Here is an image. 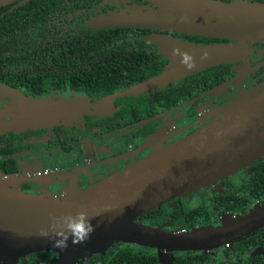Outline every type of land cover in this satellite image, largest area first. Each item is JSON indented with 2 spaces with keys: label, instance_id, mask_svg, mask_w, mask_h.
Here are the masks:
<instances>
[{
  "label": "flooded vegetation",
  "instance_id": "flooded-vegetation-1",
  "mask_svg": "<svg viewBox=\"0 0 264 264\" xmlns=\"http://www.w3.org/2000/svg\"><path fill=\"white\" fill-rule=\"evenodd\" d=\"M30 1L17 0L0 7V22L6 23L0 26V86L14 91L9 95H0V114L8 113L9 109L5 103L19 96L54 106L100 105V107L97 110H85L82 112L83 117L68 123L60 120L52 126L26 128L18 132L13 130L0 132V148L11 149L9 151L11 153L0 152V162L4 161L5 167L9 165L6 171L13 173L3 172L1 168L0 172L13 176L7 178L10 182L14 181L15 177L20 178L17 185L28 192L60 195L71 188H86L98 184L129 164L151 154L158 147L167 146L222 115L220 109L245 90L258 93L257 89L264 85V41H255L247 43L249 51L243 59L221 64L223 72L227 73L226 67L230 68L229 77L222 82L218 80L217 73L196 77L194 97L188 100L165 106L169 99H162L156 94L162 88L126 94L125 92L133 87V83H128L133 71L138 70L143 64L142 56L150 55L151 60L163 62L164 67L167 66L169 59L163 55L160 46L153 42L148 41L146 44L134 42V38L131 42L127 35L136 32V28L141 30L139 29L141 26L95 27L90 21L112 12H130L135 5L143 4L142 7L145 9L149 7L156 9V4L149 0H80V3L76 0L74 8V0L71 2L63 0L66 4L54 9L43 23L40 17L34 18L37 13L29 14L30 19L25 14L24 8L30 5L32 11L37 8ZM19 8L22 10H18ZM12 10L14 11L9 13ZM25 21L30 24L34 22L36 26L34 24L26 26ZM107 28L121 31L120 37L117 38L119 42L107 44V36L100 37V32L106 31ZM145 28L148 32L144 38L164 34L194 42L188 37L191 34ZM136 59L141 60L137 66L133 63ZM128 63L133 64L135 69L128 73V78L126 76L123 78L119 74L117 79L120 83L107 93L98 92L99 95H91L74 84V78L99 81L103 76L115 75L118 70L128 68ZM252 67L254 69L239 81L215 91L221 84L238 74L239 69ZM124 82L126 87L123 85ZM177 84H180L179 81L163 88L169 89ZM81 99L85 101H80ZM212 109L216 111L213 112ZM146 119L150 120L141 123ZM254 162L228 178L218 180L214 185L203 187L187 196L176 197L144 213L137 222L148 224L145 220L152 216L150 212L162 208L163 212H167V217L165 216V221L160 225L154 227L161 226L166 231L189 232L187 227L172 226L173 218L169 216L170 211L179 204L186 207L191 205V210L196 209L199 204L200 206L205 204V200L207 204L211 200L219 202L218 200L224 197L228 200L229 197L232 198L230 195L226 196L230 192L228 191L230 185L241 187L240 192L246 193L248 198V206L249 199L253 205L263 202L264 194L260 192L264 189V173H260L259 183L249 180L252 173L254 174L251 167ZM40 166L43 167L36 170V173H28ZM40 182L47 185L45 190L35 189L42 185ZM255 192L259 195L253 197L252 194ZM191 195L196 196L197 200L193 199L189 204ZM238 199L239 197L232 199L231 204H236ZM235 213L237 212L234 209L226 208L223 213H215L216 217L209 224L219 225L224 217ZM155 214L160 215L159 211ZM206 214L197 211L196 215L200 217L197 220L206 222ZM200 225L208 224L197 223L192 229ZM257 231L228 245L199 250L166 251L132 242L115 241L105 253L93 254L79 260L77 264H116L119 261H113L114 256H108L110 248L113 247L118 251L127 249L125 251L128 253L138 247L152 248L150 252H156L157 256L160 252L170 253L172 255L170 264H173L175 255L180 252L193 254L196 260H199L196 264H264V253L257 252V249L264 247L263 243L253 245L254 242L250 241L237 244ZM95 255L106 257L96 263L90 260ZM58 258L59 254L56 252L39 251L20 257L15 263H6L59 264ZM121 261L125 263L124 260ZM159 262L166 264L161 262L160 258Z\"/></svg>",
  "mask_w": 264,
  "mask_h": 264
},
{
  "label": "water",
  "instance_id": "water-1",
  "mask_svg": "<svg viewBox=\"0 0 264 264\" xmlns=\"http://www.w3.org/2000/svg\"><path fill=\"white\" fill-rule=\"evenodd\" d=\"M14 1L0 0V5ZM149 1L157 8L135 5L130 12H112L90 22L95 27L141 26L227 41L204 45L164 34L152 35L148 40L160 46L169 63L160 75L133 86L126 94L154 91L195 71L243 59L249 51L248 42L264 41V3ZM252 69H239L215 91L234 84ZM13 92L0 86V95ZM47 105L52 112L40 114L38 120H0V132L45 127L59 123V118L68 123L83 117V111L100 107ZM220 112L223 114L185 137L158 147L86 188H71L60 195L39 194L20 188V178L10 182L7 178L13 176L1 173L0 262L15 263L33 252L53 251L59 254V264H77L93 254L105 253L115 241L166 251L210 249L263 228L264 202L245 214H228L219 225L199 226L189 232L166 231L161 226L137 222L144 213L214 185L264 156V88L258 93L245 90ZM257 252L264 253V247Z\"/></svg>",
  "mask_w": 264,
  "mask_h": 264
},
{
  "label": "trees",
  "instance_id": "trees-1",
  "mask_svg": "<svg viewBox=\"0 0 264 264\" xmlns=\"http://www.w3.org/2000/svg\"><path fill=\"white\" fill-rule=\"evenodd\" d=\"M72 0H70L71 2ZM225 3H230L234 0H221ZM248 2H261L264 3V1H259V0H245ZM30 2L33 3L34 6H37V8L32 11L31 5L29 7L24 8L23 10L25 11V14L27 15V17L30 19L31 17H29V14H34L37 13L36 16H34V18H41L40 21L44 23V21L47 19L48 16H50V14L54 11V9H59L60 5L66 4V2H64L63 0H31ZM78 3H80V0H77ZM30 4V3H29ZM58 4L56 7L55 5ZM6 5V4H4ZM139 6H144L139 5ZM0 7H3V5H0ZM76 7V0H74V8ZM18 10H22L21 8H19ZM68 10H70V4H68ZM14 10L10 11L9 13H12ZM74 11V10H72ZM24 13V12H22ZM9 16V15H8ZM10 17V16H9ZM26 22V21H25ZM42 23V24H43ZM32 24H34V22H32ZM32 24H30L29 22H26V26H31ZM6 25V23L4 22H0V26H4ZM34 26H36V24H34ZM138 27V26H137ZM140 27V26H139ZM138 30V28H136V32L134 33H130L127 36L131 38V42H133V38H134V42H143L144 44H146L149 40V37H145V35L147 34V29L145 27H140ZM140 32V33H139ZM121 31L118 29H112V30H108V28L106 29V31H101L100 32V37L104 35V37L108 39H106L107 44L110 43H117L118 41V37H120ZM126 37V36H125ZM188 37L192 40H194V42L197 43H203V44H213V43H221V42H226L227 39H222V38H214V37H206V36H201V35H188ZM137 38V39H136ZM140 38V39H138ZM113 39V40H112ZM100 41V40H98ZM105 41V42H106ZM62 42V40H61ZM66 42H68V39L66 38ZM75 44L76 41L74 40ZM150 42V41H149ZM134 48V46H132ZM110 50V48H108ZM139 58V57H138ZM148 58V59H146ZM152 57L150 55L146 54V57L142 56V66L139 67L138 70L133 71L132 74V78H130V80L128 81V83H133V86L142 83L144 81H148L158 75H160L165 69L166 67H164V63L161 61H158L157 59L151 60ZM140 59H136L133 63L137 66L138 63H140ZM169 63V62H168ZM168 65V64H167ZM128 68L126 69H120L118 70V72L115 75H109L107 77H102V79H100L99 81H92V80H85V79H81L78 80L77 78H74V84L76 85L77 88L90 93L91 95H96L98 94V92H102V93H107L109 91H111L112 89H114L119 82V80L117 79V76L120 74L121 76H126V78H128V73L132 71V69H135V66L133 64L128 63L127 64ZM122 68V67H121ZM221 64L219 65H215L212 67H207V69H201L199 70V73H193L192 75H188L185 78H182V80H178L180 84H177L176 86H171L169 89L168 88H162L161 90H159V92H157L156 94L159 95L162 99H169L168 103L165 106H170V105H174V103H178V102H182L185 100H188L192 97H194V93H195V83H196V77L200 76V75H206L207 73H212V74H219V78L218 80H220L221 82L226 79L227 77H229V73H230V68L226 67V70L228 71L223 72L221 71ZM124 81H126V79H124ZM211 85V83H209ZM124 87H126V82H124ZM261 88H264V85H260V87L257 90H261ZM99 95V94H98ZM164 107V106H163ZM149 114V113H147ZM145 114V115H147ZM11 149L10 148H0V152L2 153H11L9 152ZM9 167V165H7L5 167L4 165V161L0 162V168L3 172L6 173H13V171H6V169ZM252 170L254 172V174L252 173L251 177L249 178V180H251L252 182H256L259 183L261 180V175L260 173H264V157H262L261 159L255 161L252 165ZM13 170V169H12ZM244 187V185H243ZM230 191L229 193H227L226 196L230 195L232 196L229 197L228 200L225 199V197L223 199H219V202H216L214 200H211L209 202V204H207V201L205 200V204H203L202 206H200V204L198 206H196V209H192L190 210L189 207H186L184 204H179L178 206H176L175 208H173V211H170L169 216L173 218L172 220V226L175 228H181V227H187L189 228L190 231H193L194 228L192 229L193 225L197 224V223H202V224H208V225H200L201 227L204 226H216L214 224H209L212 223L213 219L216 217L214 214L215 213H223L226 208L228 209H234L237 213L233 214L234 216L236 215H242L247 213L250 209L254 208L256 204H260L263 202H259L256 204H252L250 203V199H249V206H248V198L246 196V193L243 194L241 193V187H236V186H232L230 185V189L228 190ZM239 191V192H238ZM238 193V194H237ZM260 194H264V189L260 192ZM259 193L255 192L252 194L253 197L258 196ZM234 196V197H233ZM223 197V195L221 196V198ZM239 199L237 200L238 202L236 204H231L232 199L235 198ZM235 201V200H234ZM252 205V207H251ZM250 207V209L248 208ZM163 209H156L154 210V212H150V214H152V216H148V218L145 220L146 223L153 225V226H157L160 225L161 222L165 221V216H166V211L163 212ZM160 213V215L158 216L157 214H155L156 212ZM162 211V212H160ZM200 211L202 214H206V218L207 221L206 222H200L197 219H199L200 217L196 215V212ZM215 212V213H213ZM167 217V216H166ZM253 241L254 244H264V228L258 230L255 234H253L251 237L246 238L243 241L238 242L237 244H241L244 242H250ZM125 250L127 249H123L121 251H118L117 248L113 247L110 248L108 254V256H114L113 257V261H119L116 264H162L159 262V258L156 254V252H150L151 250H153L152 248H147V247H138V248H133L132 251L130 253L126 252ZM120 253V254H119ZM128 253V254H127ZM106 256L103 255H95L93 256L90 260H92L93 262H99L100 260L104 259ZM19 260V259H18ZM121 260H124L125 263H122ZM121 261V262H120ZM199 260H196V257L191 254L190 252H180L178 254L175 255L173 264H196L199 263Z\"/></svg>",
  "mask_w": 264,
  "mask_h": 264
},
{
  "label": "rangeland",
  "instance_id": "rangeland-1",
  "mask_svg": "<svg viewBox=\"0 0 264 264\" xmlns=\"http://www.w3.org/2000/svg\"><path fill=\"white\" fill-rule=\"evenodd\" d=\"M80 101H85V100L81 99ZM5 104H6L5 105L6 108L9 109L8 110L9 112L6 114H0V120L1 121H10V120L11 121H19L22 119L38 120L40 114H47V113H50V111H51V109L46 108V107H49L47 104H43V103L38 102L37 100L29 99V98H25V97H21V96L17 97L14 100H10L9 102H6ZM2 105H4V104H2ZM211 111H213V109ZM215 111H213V112H215ZM210 113H212V112H210ZM60 120H63V119L59 118L58 121H60ZM51 124H49V126H52ZM27 167H29V166L27 165ZM42 167L43 166L35 167V169L28 171V173H36V170H39ZM22 170H24V168ZM82 172H84V171H82ZM25 173H27V171H25ZM0 174H1V172H0ZM22 174H24V172ZM40 183L42 185L38 186L35 189L45 190L47 185H45L43 182H40ZM189 199H190L189 204H191L193 202L192 201L193 199L197 200V197L194 195H191L189 197ZM188 207L190 208L191 205H189ZM158 256H159L161 262L166 263V264L171 263L172 255L170 253L167 254L165 252H160L158 254ZM1 264H7V263L2 262Z\"/></svg>",
  "mask_w": 264,
  "mask_h": 264
}]
</instances>
